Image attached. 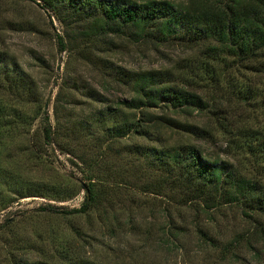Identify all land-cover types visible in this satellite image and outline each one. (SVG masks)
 Returning <instances> with one entry per match:
<instances>
[{
	"label": "rangeland",
	"instance_id": "1",
	"mask_svg": "<svg viewBox=\"0 0 264 264\" xmlns=\"http://www.w3.org/2000/svg\"><path fill=\"white\" fill-rule=\"evenodd\" d=\"M155 1L182 6L192 0ZM80 28L58 23L51 12L28 0H0V52L31 85L25 94L0 88V101L9 100L8 109L21 108L15 116L22 117L13 130L0 134V224L8 225L0 231V264H264V240L259 235L264 231V212L223 199L206 209L202 202L180 204L176 192L162 191L160 196L144 192L147 184L161 178L150 150L185 143L196 146L209 161L225 163L228 172L257 183L263 191L264 156L228 145L213 122L231 125V131L246 128L264 133V74L255 75L231 60L220 62L214 68L222 77L219 83L205 79L192 87L215 107L213 113L152 109L192 127L203 128L212 121L206 142L181 130L130 132L113 139L108 136L111 123L105 126L104 120L114 107L131 118L132 111L116 104L128 102L133 93L117 86L112 73L175 71L177 65L199 57L203 47L190 49L179 40L157 45L128 37L126 31L113 38V47L93 48L91 57L99 65H91L78 57V51L60 53L56 45L59 34L69 48L79 47L83 39L71 38ZM100 61L111 67L107 75ZM108 81L111 84L104 88ZM248 86L255 94L244 100L241 92ZM42 116H48L59 143L52 137L46 144L40 131ZM57 144L67 154L60 153ZM90 160L97 162L93 174L98 179L94 181L98 201L84 214L41 211L45 204L81 207L86 197L82 183L87 186L83 173L87 174Z\"/></svg>",
	"mask_w": 264,
	"mask_h": 264
},
{
	"label": "trees",
	"instance_id": "2",
	"mask_svg": "<svg viewBox=\"0 0 264 264\" xmlns=\"http://www.w3.org/2000/svg\"><path fill=\"white\" fill-rule=\"evenodd\" d=\"M28 1L51 12L60 24L81 25L80 31L71 38L72 41L77 38L83 39L84 42H81L79 47L69 48L64 37L59 34H55L56 45L60 53L78 51V57L91 65H99V62H94V58L91 57L93 48L113 47V38L126 35V31L128 37L147 39L157 45L179 40L190 49L197 45L203 47L199 57L177 65L175 71H148L132 76L122 70L112 73L111 78L117 86L126 87L133 93L128 102L116 104L132 111L131 118L114 107L110 110L109 117L104 120L105 126L108 122L111 123L112 129L108 131V136L113 139L123 138L130 132L138 135L160 133L162 130H181L195 140L206 142L211 137L212 121H208L209 124L203 128H197L181 124L164 114L158 115L152 112V109L166 108L187 111L188 114L204 113L208 110L213 113L212 109L215 107H211L210 102L202 98L192 87L196 81L202 82L205 79L219 83L222 77L214 68L220 62L231 60L237 67H245L255 75L264 74V0H192L182 6L155 0L143 4L124 0ZM100 64L101 71L107 75L111 67L101 61ZM108 83L111 84L109 81L105 82L104 88ZM29 84L17 65L6 54L0 52V88L3 86L5 93L21 91L25 94L31 89ZM21 93H17L16 96L23 97L24 94ZM241 93L244 100H247L248 96H254L255 89L248 86ZM8 101L7 99L0 101V134L13 130L17 118H22L21 115L15 116L21 108L13 110L11 106L8 109ZM97 101L100 102L98 99ZM23 122L30 125L27 121ZM213 123L223 131L224 137L228 139V145H236L250 153L264 156V133L258 134L246 128L231 131V125H225L218 119H214ZM40 131L46 144L52 142V137L55 143H59L48 116H42ZM242 139L243 143H240ZM57 150L62 154L68 152L59 144ZM150 153L155 159L154 167L161 173V178L155 183L147 184L144 192L157 196L162 195V191L176 192L180 195L179 201L182 205L202 202L204 208L210 209L223 199L264 212V190H259L257 183L237 178L228 172L225 163L209 161L196 146L187 143L177 144L159 150L151 149ZM96 167L95 160L88 161L85 168L88 172L86 174L84 171L83 178L87 182L89 199L86 196L79 209L45 204L41 211L60 215L86 213L100 196L94 182L98 181L93 174ZM7 226L6 223L0 224V231ZM260 232V240H264V231ZM12 264L44 263L25 261Z\"/></svg>",
	"mask_w": 264,
	"mask_h": 264
},
{
	"label": "water",
	"instance_id": "3",
	"mask_svg": "<svg viewBox=\"0 0 264 264\" xmlns=\"http://www.w3.org/2000/svg\"><path fill=\"white\" fill-rule=\"evenodd\" d=\"M53 86L55 87L56 86V81L54 82ZM52 94H53V90H51L48 94V97L46 99V102H45V105H44V115H46L47 113V109L49 107V104L51 102V97H52ZM82 189L84 190L87 198L89 199V189L87 188V186L85 184L82 183Z\"/></svg>",
	"mask_w": 264,
	"mask_h": 264
}]
</instances>
